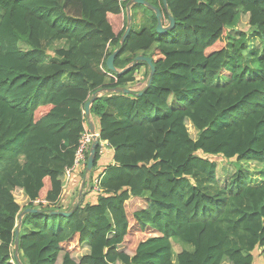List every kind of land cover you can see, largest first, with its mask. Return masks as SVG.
Segmentation results:
<instances>
[{
  "label": "trees",
  "instance_id": "trees-1",
  "mask_svg": "<svg viewBox=\"0 0 264 264\" xmlns=\"http://www.w3.org/2000/svg\"><path fill=\"white\" fill-rule=\"evenodd\" d=\"M131 1L0 0V264H16L14 231L26 208L39 213L22 218V264H55L60 253L62 264H256V249L264 260V182L249 184L240 169L221 185L216 164L264 165V0H167L168 13L162 0H145L167 26L172 16L173 29L158 34L154 12L131 5L132 19L149 13L150 25L137 31L132 22L120 45ZM242 16L247 30L237 29ZM251 35L262 43L256 67L246 56ZM115 50L118 72L138 55L152 59L141 96L107 91L149 76L144 62L109 71ZM98 91L90 115L113 164L97 172L98 144L83 199L65 209L60 177ZM85 167L73 172L80 181ZM175 240L192 249L175 254ZM83 246L89 253L75 262Z\"/></svg>",
  "mask_w": 264,
  "mask_h": 264
},
{
  "label": "rangeland",
  "instance_id": "rangeland-1",
  "mask_svg": "<svg viewBox=\"0 0 264 264\" xmlns=\"http://www.w3.org/2000/svg\"><path fill=\"white\" fill-rule=\"evenodd\" d=\"M139 11H141V10H139ZM132 12L134 13L135 9H133ZM139 13L140 14L136 15V17H134V19H132V22L135 25V29L137 31H139L142 27H146V26L150 25V17H149L150 14L144 13L142 15V12H139ZM110 20H111V18H110ZM122 24H123V16L121 18L120 25L118 26V29L122 27ZM163 24H164V26H167L166 21H164ZM247 24H248V17L242 16L238 22L237 29L238 30H247ZM19 47L21 49H24V50L27 49L26 45H24V44L19 45ZM261 49H262L261 41L258 38L254 37L253 35H251V37L249 38L248 43H247L246 56H249V58H250L249 64L252 67H256L255 52L257 50H261ZM146 83H147V81L144 79L139 80L137 82V84L135 85V87H132L131 90L133 91V93H136L137 91L141 92L140 90H142L146 86ZM226 83L227 82L225 80H223L222 78L217 81V85H219V86H223ZM139 92H137V94ZM188 129H189L190 135L192 137H194L195 132H194L193 128H191L188 125ZM216 164H217V177H218V180H219L221 185L225 184L227 179L232 174H234L236 172V170H240V169L243 171V173H244L249 184L259 185L262 182H264V175L262 174L264 171V165L255 164V163H251V164L250 163H240L241 165H238L233 161L230 162V161H224V160H216ZM85 166L87 167V159H86V163H85L84 167ZM15 199L20 206H24L26 204L24 198H22V196L19 193L15 194ZM82 199H83V196H82ZM82 199H80L77 195L74 197L73 201H76L75 204H78ZM143 205H144V200H141V199L140 200H133V201L131 200L130 209L132 210V208H137V207L142 208ZM128 242H129V238H127L125 240V243L122 245L123 251L127 250ZM173 248H174L175 254H177L181 250H191L192 249L191 246H189L185 243L179 242L177 240L174 241ZM260 253H262V252L257 250V249L253 252L256 264H263L264 263L263 258L259 255ZM60 254H61L60 256H62L63 253H60ZM83 254H84V251L82 250V248H80L79 251L73 252L72 256L78 260V259H80L79 258L80 255H83ZM224 264H228V263H224Z\"/></svg>",
  "mask_w": 264,
  "mask_h": 264
},
{
  "label": "water",
  "instance_id": "water-1",
  "mask_svg": "<svg viewBox=\"0 0 264 264\" xmlns=\"http://www.w3.org/2000/svg\"><path fill=\"white\" fill-rule=\"evenodd\" d=\"M163 3V11L165 13H168V6H167V0H162ZM131 5H141L144 7H147L149 10H151L152 12H154L155 14V18H156V32L158 34H165L168 31H171L174 27V19L172 18L171 15H168V26H164L163 25V14L161 12L160 9L151 6L149 3H147L145 0H132L130 2V4L126 7V29L120 39V45H123V43L125 42L127 36L129 35L130 31H131V24H132V16H131ZM118 50H115L107 59L106 61V66L108 68L109 71L111 72H118L114 66V59L118 54ZM140 62H144L147 64V66L149 67V76H148V80H147V87L150 85L151 81H152V77L154 75L155 72V67L152 63V59L149 57H145L143 55H138L133 63L124 68L123 70L119 71L118 73L121 75L125 72H127L128 70H130L132 67L136 66L138 63ZM109 93H123V94H131L133 93V91L131 89H126V88H119V87H115V88H111L107 90ZM103 93V91H98L95 92L91 98L89 99V101L85 104L84 106V114L86 116L87 122H88V127H89V132L92 135V142L89 148V153H88V158H87V167H86V176L88 174H90L92 172L93 166H94V160H95V153H96V147L98 145V138H97V134L95 132L94 129V125L93 122L90 120V107L92 105V103L95 101V99L97 97H99L101 94ZM142 92H139L137 94V96H141ZM85 183V178L82 180L81 182V187L80 190L78 192V197L80 199H82V189H83V185ZM34 213H39V210L36 208H26L24 209L17 218V225L14 231V259L16 261V264H22L20 258H19V254H18V243H19V232H20V228H21V223H22V218L24 215L26 214H34ZM70 210L68 211H54L51 214L52 215H60L63 217H68L70 215Z\"/></svg>",
  "mask_w": 264,
  "mask_h": 264
},
{
  "label": "crops",
  "instance_id": "crops-1",
  "mask_svg": "<svg viewBox=\"0 0 264 264\" xmlns=\"http://www.w3.org/2000/svg\"><path fill=\"white\" fill-rule=\"evenodd\" d=\"M90 120L93 122L96 134H98L99 127H98L97 119L90 116ZM102 155H103V158L101 160L100 166L97 168V172L102 171L106 165L113 164V160H112L113 151L109 147H106V149L104 150V153ZM87 177H88V175L85 177V180L87 179ZM64 179H65V175L62 174L60 177L62 185L64 183ZM81 182L82 181H80L77 174H73L70 176L67 186L65 188L63 187L64 188L63 189V195H62V198L60 201V204L62 205L63 208H65V209L69 208L70 206H72L76 203V201H73V200H74V197L78 195V192H79L80 187H81ZM85 201H87L89 203H93L96 200L94 197H92V195L87 194V196L85 197ZM82 250L84 251V254L80 255L79 258H81L82 256L87 255L89 253V249L86 246H83ZM60 255L58 256L55 264H62L63 254H62V256H60ZM72 259L75 262H78L80 260V259H78V260L75 259L73 256H72Z\"/></svg>",
  "mask_w": 264,
  "mask_h": 264
},
{
  "label": "built area",
  "instance_id": "built-area-1",
  "mask_svg": "<svg viewBox=\"0 0 264 264\" xmlns=\"http://www.w3.org/2000/svg\"><path fill=\"white\" fill-rule=\"evenodd\" d=\"M97 138H98V144L100 146V154L104 153V150L106 149V144L105 143H101L99 142V136L97 134ZM92 142V135L89 132V127L87 129H85L83 135L81 136V139L78 143L76 152H75V159L73 162V165L70 168H65L64 171V175H65V179H64V183H63V187L65 188L69 182V178L70 176L73 174L74 171H77L79 169H83L85 163H86V157L85 154L88 152L89 153V148ZM101 176H96L92 182V191L94 193H99L101 192Z\"/></svg>",
  "mask_w": 264,
  "mask_h": 264
},
{
  "label": "flooded vegetation",
  "instance_id": "flooded-vegetation-1",
  "mask_svg": "<svg viewBox=\"0 0 264 264\" xmlns=\"http://www.w3.org/2000/svg\"><path fill=\"white\" fill-rule=\"evenodd\" d=\"M164 21H166V20H164V17H163V22H164Z\"/></svg>",
  "mask_w": 264,
  "mask_h": 264
}]
</instances>
